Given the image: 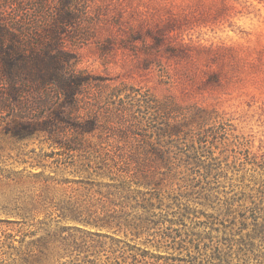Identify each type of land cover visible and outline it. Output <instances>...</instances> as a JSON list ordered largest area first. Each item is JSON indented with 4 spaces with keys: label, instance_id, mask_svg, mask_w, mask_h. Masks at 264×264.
Masks as SVG:
<instances>
[{
    "label": "rangeland",
    "instance_id": "obj_1",
    "mask_svg": "<svg viewBox=\"0 0 264 264\" xmlns=\"http://www.w3.org/2000/svg\"><path fill=\"white\" fill-rule=\"evenodd\" d=\"M72 1L76 104L0 81V264H264V0Z\"/></svg>",
    "mask_w": 264,
    "mask_h": 264
},
{
    "label": "trees",
    "instance_id": "obj_2",
    "mask_svg": "<svg viewBox=\"0 0 264 264\" xmlns=\"http://www.w3.org/2000/svg\"><path fill=\"white\" fill-rule=\"evenodd\" d=\"M72 2L58 0L52 6L49 0H0V81L7 88L9 104L11 100L24 104L36 96L37 106L47 109L48 116H64L65 105L76 104L82 80L69 67L63 37L66 28L76 19L73 11H69ZM31 112L24 111L23 115L35 116ZM39 125L38 121H17L14 130L29 132ZM152 179L148 186L155 188L157 183ZM130 187L126 182L115 186L125 192H129ZM235 201L229 198L228 207ZM227 212L232 214L230 208ZM244 220L241 223L245 226ZM259 233L261 236L256 234L251 239H263V234ZM250 246L249 251L254 252L255 246ZM260 257L264 258V253Z\"/></svg>",
    "mask_w": 264,
    "mask_h": 264
}]
</instances>
